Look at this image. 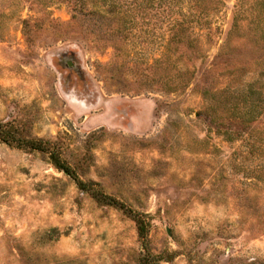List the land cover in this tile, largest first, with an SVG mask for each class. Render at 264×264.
<instances>
[{"label":"rangeland","instance_id":"374dc122","mask_svg":"<svg viewBox=\"0 0 264 264\" xmlns=\"http://www.w3.org/2000/svg\"><path fill=\"white\" fill-rule=\"evenodd\" d=\"M0 123V264H264V0H0Z\"/></svg>","mask_w":264,"mask_h":264},{"label":"trees","instance_id":"16d2710c","mask_svg":"<svg viewBox=\"0 0 264 264\" xmlns=\"http://www.w3.org/2000/svg\"><path fill=\"white\" fill-rule=\"evenodd\" d=\"M0 134H6L5 131L2 129V125L0 123ZM8 141L15 142L18 146H23V147H29L32 149H40V150H46L47 146L44 140L41 139H26V140H21L20 138H5ZM51 158L54 162V164L59 167L62 170H65L69 172L70 174L75 175L73 172L72 168L61 158L60 154L58 152L51 151L50 152ZM79 184L82 185L83 187H87L88 184L86 182H83L82 180H79ZM97 197L101 199L102 201L108 203V204H113L116 206H119L123 208L127 213H129L137 222L139 233L142 236H145L147 232V222L144 217V215L140 212H137L127 206L124 202L121 200L115 198L114 196H110L108 194H104L101 192L95 191Z\"/></svg>","mask_w":264,"mask_h":264}]
</instances>
